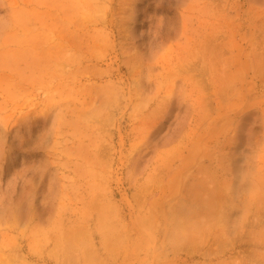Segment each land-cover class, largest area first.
I'll return each instance as SVG.
<instances>
[{"label": "rangeland", "instance_id": "1", "mask_svg": "<svg viewBox=\"0 0 264 264\" xmlns=\"http://www.w3.org/2000/svg\"><path fill=\"white\" fill-rule=\"evenodd\" d=\"M220 262L264 264V0H0V264Z\"/></svg>", "mask_w": 264, "mask_h": 264}, {"label": "bare ground", "instance_id": "2", "mask_svg": "<svg viewBox=\"0 0 264 264\" xmlns=\"http://www.w3.org/2000/svg\"><path fill=\"white\" fill-rule=\"evenodd\" d=\"M215 199H216V198H215ZM218 199H219V198H218ZM220 200H221V199H220ZM218 201H219V200H218ZM216 203H217V202H216ZM220 204H221V202H220ZM239 259H240V258H239ZM239 259L237 258V260H239ZM241 259H242V258H241ZM232 260H233V259H232ZM235 260H236V259H235ZM244 261H245V260H244ZM244 261H243V262H244ZM226 262H227V261H226ZM246 262H247V261H246ZM220 263H221V262H220ZM222 263H223V262H222ZM222 263H221V264H222ZM230 263H231V262H230Z\"/></svg>", "mask_w": 264, "mask_h": 264}]
</instances>
